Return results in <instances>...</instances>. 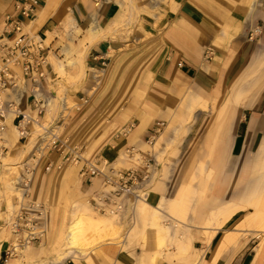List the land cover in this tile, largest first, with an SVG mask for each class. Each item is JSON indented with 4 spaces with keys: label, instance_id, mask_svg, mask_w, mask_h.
Returning a JSON list of instances; mask_svg holds the SVG:
<instances>
[{
    "label": "crops",
    "instance_id": "1",
    "mask_svg": "<svg viewBox=\"0 0 264 264\" xmlns=\"http://www.w3.org/2000/svg\"><path fill=\"white\" fill-rule=\"evenodd\" d=\"M23 1L0 0V28L7 16L16 15V5ZM119 16V26L127 17L126 26L135 28L131 37L121 36L119 27L94 44L86 41L93 26L107 29ZM257 26L262 33L251 41ZM28 29L45 42L53 35L46 43L49 57L53 55L66 75L76 78L75 65L80 60L85 67L83 78L68 82L49 62V76L40 90L43 105L49 98L54 100L62 86L75 107L68 124L62 125L63 135L53 144V159L45 163L44 173L58 174L60 146L67 143L79 146L83 155L97 144L99 150L90 160L112 167L120 163L123 170L144 171V162L151 161L147 203L157 207L166 199L163 224L172 229L180 225L182 235L191 240L186 264H194L196 253L201 264H212L224 235L236 229L247 212L234 214L219 229L212 215L234 204L254 177L256 163H264V66L257 61L264 52V0H39ZM255 78L260 79L255 103L229 104L224 111L225 104L233 103L241 80L253 87ZM193 94L208 101L207 110H184ZM19 108L35 115L30 84ZM131 125L134 128L124 137L123 131ZM12 132L8 126L9 145ZM32 137L29 128L23 143ZM129 149L135 155L127 163L120 158ZM56 180L33 178L32 185L37 194L43 187L46 194L52 193ZM185 199L183 220L173 218V204ZM209 222L214 226L207 227ZM215 228L216 235L206 245L205 231ZM248 232L249 237L240 239L216 264H254L257 253L251 246L257 240L250 238L252 231L244 234ZM149 233L155 235V231ZM10 245L0 238V264L7 263ZM168 246L173 248L157 264H180L176 245ZM111 259H97V264H135L126 252L117 251Z\"/></svg>",
    "mask_w": 264,
    "mask_h": 264
},
{
    "label": "bare ground",
    "instance_id": "2",
    "mask_svg": "<svg viewBox=\"0 0 264 264\" xmlns=\"http://www.w3.org/2000/svg\"><path fill=\"white\" fill-rule=\"evenodd\" d=\"M134 8V7H133ZM121 22V16L115 18L107 29H101L93 26L91 30L87 33L86 41L90 44H94L99 41V38H103L107 34L113 35L119 28ZM80 32V31H79ZM261 30L259 29V33ZM53 35L49 34V40L47 44L51 41ZM263 50V49H262ZM261 50V52H262ZM260 52V53H261ZM258 54L257 61H262L259 64L264 66V52ZM49 62L56 64L53 55H50ZM80 77L85 76V67L82 60L78 61L77 66L75 65ZM56 69L60 75L65 73L63 66H57ZM260 79H254L253 87H247L242 79L240 84L234 89V100L233 103L228 102L225 104L224 111L228 109L229 104H235L238 106H252L257 97V90L259 89ZM57 97L52 101H56ZM61 105L65 107L67 105L66 98L60 100ZM208 101L196 95H191L187 103H184V110L191 113L196 108L207 110ZM48 108L47 112L52 111V102L49 100L43 106ZM14 116H10L7 120V125L12 128V134H9V141L11 144H19L20 132L16 128L12 127V120ZM223 123L219 126L223 129ZM42 130H46V138L50 139L54 136L52 132L47 131L45 125L39 126ZM33 141H30L27 146L31 145ZM6 146H9L6 143ZM26 146V147H27ZM29 148V147H27ZM99 150V145L90 146L87 148V152L82 156L85 161H89ZM128 158L126 152H122L121 158ZM97 163V162H96ZM117 164V163H116ZM18 169L17 165L9 167V170ZM75 171L68 169L65 172L64 178L61 179L60 188L63 191L70 177L75 176ZM1 175V167H0ZM28 182L32 181L31 178H26ZM21 180V178H20ZM100 179L94 181V186H98ZM19 186V182L15 180L14 182ZM11 183V184H12ZM103 187V184H102ZM17 189V188H16ZM264 192V163L257 162L254 170V177L251 178L250 182L244 185V189L236 197L234 204L227 205L223 209L219 210L212 216L215 221H218L215 225L217 229L222 227L223 223L230 219L234 214L247 212L256 207L261 206L263 209L261 211L249 212L245 215L244 220L237 224L236 229L227 232L222 238L217 253L212 260V264H216L221 258L222 254L229 250L232 246L238 243L240 234L244 232V228L250 227L251 223L257 219V216H261L264 219V203L261 202ZM20 193V201L23 203L24 198L22 197V191ZM147 194L139 193L136 202L134 203V222L133 226L129 230V233L125 240L118 238L122 229V219L116 217L112 213H106L104 215H99V210L94 208L96 213H94L90 207L92 206L89 201L86 204L81 205V208L72 214L71 222L65 227L64 231H58L57 228L52 229L48 227L49 234L48 241H50V252L49 255L52 256V261H42L41 263H36L34 260L45 254L44 249H36L30 245L20 247L16 245L17 235H14L11 229V223L8 225V229L2 230L0 233V238L2 240H8L9 234L11 233L15 238L14 243L11 245L15 246L14 255L20 253V258L24 259L26 264H67L68 260H71L74 264H97V259H103L106 262H111V256L117 251L126 252L130 254L135 259V264H157L158 261L164 258L167 254L168 244H175L177 247V257L182 260H188L191 257V240L181 235L180 229L178 230V225L175 229L170 226H166L163 223L166 222V215L164 213L166 199L163 198L157 207L149 205L146 201ZM188 200H183L181 203H177L174 209H183ZM14 209V207H13ZM93 209V210H94ZM20 214V211L17 213ZM46 215V214H45ZM45 218V216H44ZM46 222V221H45ZM51 222V221H50ZM51 226V223L49 224ZM207 227H213L214 225L209 222ZM216 228L214 231H205V244L210 245L212 239L216 235ZM45 231H47V224L45 223ZM8 231V232H7ZM148 231H155L154 233H149ZM139 244L141 247L145 248L142 254H135V245ZM149 249V250H147ZM194 264H201L199 255L196 253L194 255ZM21 259H10L6 264H25L21 262ZM261 256L257 254L254 264H261Z\"/></svg>",
    "mask_w": 264,
    "mask_h": 264
},
{
    "label": "built area",
    "instance_id": "3",
    "mask_svg": "<svg viewBox=\"0 0 264 264\" xmlns=\"http://www.w3.org/2000/svg\"><path fill=\"white\" fill-rule=\"evenodd\" d=\"M38 8L39 0H24L18 3L16 15L5 18L0 33V159L8 151L6 146L8 118L14 116L12 124H15V128L20 132V140L26 141L29 138V126L39 124L40 116L46 109L43 107L44 100L40 90L49 76V50L45 38L28 29L35 19ZM259 29L261 30L260 27H255L251 32L249 38L251 41L261 35L262 30L259 33ZM27 84H30L33 89L34 116L25 114L19 108ZM49 100L47 99L46 102ZM133 128L134 126L131 125L123 131L122 135L126 137ZM60 153L61 162L56 168L58 171H61L67 164L81 165L80 177L83 183L92 184L96 179H100L104 189H109L104 197L94 200L99 211L119 216L128 210L130 204L134 205L139 193L148 196L147 185L153 176V164L149 160L144 162V171L139 168L116 170L107 163L85 161L82 158V150L76 146L61 145ZM126 154L130 160L135 155L130 149L126 150ZM53 168V164H50L49 169ZM27 207L26 211L36 215H28L24 212V208L11 223L12 232L18 238L16 245L20 247L31 245L43 235V229L39 227L38 221L44 219L45 209L36 203ZM14 249L15 246L12 245L7 250V260L14 256Z\"/></svg>",
    "mask_w": 264,
    "mask_h": 264
},
{
    "label": "rangeland",
    "instance_id": "4",
    "mask_svg": "<svg viewBox=\"0 0 264 264\" xmlns=\"http://www.w3.org/2000/svg\"><path fill=\"white\" fill-rule=\"evenodd\" d=\"M127 17H124L123 22H126ZM124 22L123 25L119 26L120 29L118 30L119 34L122 36L131 37L135 32V28L131 29V25L126 26V23ZM134 25V24H133ZM135 24V26H137ZM142 23H139V28L141 29ZM260 27L261 26H257ZM3 28H0V33ZM262 30V28H261ZM128 37V38H129ZM117 38V37H116ZM77 71L76 78L73 79L70 77V75H66L64 73L63 75H60L63 78H68V82L74 81L76 79L81 78L80 74ZM62 98H66L67 105L63 107L61 105L60 100ZM52 102V107L50 112H47V109H45V112L40 116L39 124H32L29 126L31 128V131L33 132V137L31 141L33 143L29 146H27L26 143L24 144L22 141V144L15 145V143L12 145L7 146L8 148V154L4 155L0 159V167H1V175H0V233L2 230H6L8 228V225L13 222V220L18 215L17 213L21 210H24L28 215L31 214L30 211L27 210V206H30L34 203L42 206L45 211L46 215L45 218L41 221H38L40 223L39 227H42L43 235L42 237L32 242L30 245L31 247L38 249H44L45 248V254L37 257L34 261L36 263H41L42 261H52V256L49 255L50 252V241H48L49 229H52V225H54V228H57L58 231H64L65 227L71 222L72 214L81 208V205L86 204V201H89L92 205L90 209L96 213V204L94 200L98 199L99 197H104L106 195V192H109V189L105 190L104 187H102V181L99 180L98 186H94V182L91 183H83L82 179L80 177V166L70 165L67 164L63 167L61 171H58L57 175H54V173L45 174L44 173V167L45 163L49 160L52 161V149L54 142L57 141L58 138H60L63 135L64 127L62 125L65 123L64 126H66L69 122V118L72 114L73 108L75 107L73 104L72 99L65 94V89L60 86V89L57 92V100L52 101L53 98H49ZM107 120V119H106ZM45 125V128H47V131L52 132L54 134L53 137L50 139L46 138V130H42L39 126ZM29 148H27V147ZM65 147H74L71 146L69 143L65 144ZM77 147V146H76ZM79 147V146H78ZM80 149V147H79ZM126 152V150L124 151ZM83 153V152H82ZM127 163H130V160L128 158H122ZM90 163H96L89 160ZM18 167L16 170H9V167L13 166ZM102 166H105V164H102ZM71 169L75 171V176L72 175L70 177L71 179L68 181V184L66 188L61 191L60 188V182L61 179L64 178L66 170ZM116 170H121L123 167L120 163H117L115 166L111 167ZM21 178V180H20ZM26 178H31L32 181L27 183ZM33 178H57L55 181L54 186L52 187V193L47 191L44 187L42 188L43 191L37 194L35 191L36 188L34 184L32 185ZM17 180L20 184L17 186L14 182ZM12 183V184H11ZM17 188V189H16ZM45 189V190H44ZM20 191H22V197L24 198L23 203L20 201ZM148 191V190H147ZM37 194V195H36ZM264 196V192H263ZM264 203V197L262 198V201ZM108 203V202H107ZM130 204L128 206V210L124 212L122 215H115L116 217L121 218L122 220V229L118 236V238L125 240L129 230L133 226L134 222V206ZM14 207V209H13ZM95 208V209H94ZM94 209V210H93ZM263 209L261 206L256 207L252 210H248L246 215L249 212H256L261 211ZM185 211V210H184ZM182 210L179 211V209H172L170 211V215L178 220H183L181 218ZM103 211H99V215H104ZM36 214H31V216ZM244 220V218H243ZM46 221V222H45ZM51 221V222H50ZM169 221V220H168ZM45 223L47 224V231L44 229ZM51 223V226L49 224ZM43 225V226H42ZM165 225V224H164ZM178 225V224H177ZM181 228L180 225H178V230ZM252 231L251 232V239H256L257 243L255 245L252 244V249H255V253L260 254L262 264H264V219L261 216H257V219L253 221L250 225V227L244 228V231ZM7 231V232H8ZM41 231V232H42ZM150 232V231H148ZM182 235V232H179ZM9 234V239L7 241L14 243L15 238L11 233ZM249 237L248 234H244L242 232L240 234V239H245ZM238 240V241H239ZM12 245L9 246L11 248ZM173 248L172 246H168L167 252H169ZM145 248L141 247L138 243L135 245V254L137 255L138 252L143 250ZM174 249L177 250V247H174ZM149 250V249H147ZM11 259H21L20 253L15 254ZM180 264H186V260L179 259L177 257ZM22 263L26 262L24 259H21ZM68 263H72L71 260L67 261Z\"/></svg>",
    "mask_w": 264,
    "mask_h": 264
}]
</instances>
